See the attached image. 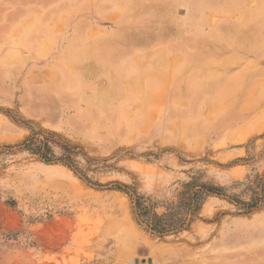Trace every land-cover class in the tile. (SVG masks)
I'll use <instances>...</instances> for the list:
<instances>
[{
  "label": "rangeland",
  "instance_id": "rangeland-1",
  "mask_svg": "<svg viewBox=\"0 0 264 264\" xmlns=\"http://www.w3.org/2000/svg\"><path fill=\"white\" fill-rule=\"evenodd\" d=\"M30 126L159 213L191 176L249 199L235 183L264 173V0H0V264H264V207L211 195L160 237L128 193L20 147Z\"/></svg>",
  "mask_w": 264,
  "mask_h": 264
},
{
  "label": "trees",
  "instance_id": "trees-1",
  "mask_svg": "<svg viewBox=\"0 0 264 264\" xmlns=\"http://www.w3.org/2000/svg\"><path fill=\"white\" fill-rule=\"evenodd\" d=\"M30 127L32 134L19 144L20 147L39 154L46 162L63 163L92 186L128 193L133 202V212L137 223L160 237L188 230L199 216L204 202L211 195L229 197L239 213L248 214L264 207V173L248 174L245 181L235 183L252 192L249 199L241 198L237 193H229L228 188L223 185L205 181L199 176H191L183 185L179 201L168 203L165 206L166 210L159 213L150 197L128 184L122 182L104 184L93 181L89 172L96 169L97 159L88 156L82 146L67 140L56 132L36 130L33 126ZM56 147L60 148V154H57ZM81 158L86 163L84 168L80 165Z\"/></svg>",
  "mask_w": 264,
  "mask_h": 264
}]
</instances>
